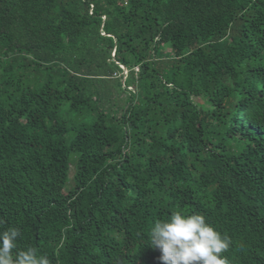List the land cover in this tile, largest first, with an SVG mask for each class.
Returning a JSON list of instances; mask_svg holds the SVG:
<instances>
[{
  "label": "trees",
  "instance_id": "16d2710c",
  "mask_svg": "<svg viewBox=\"0 0 264 264\" xmlns=\"http://www.w3.org/2000/svg\"><path fill=\"white\" fill-rule=\"evenodd\" d=\"M177 211L264 264V0H0V231L161 264Z\"/></svg>",
  "mask_w": 264,
  "mask_h": 264
},
{
  "label": "clouds",
  "instance_id": "9594fccd",
  "mask_svg": "<svg viewBox=\"0 0 264 264\" xmlns=\"http://www.w3.org/2000/svg\"><path fill=\"white\" fill-rule=\"evenodd\" d=\"M21 231L9 227L0 231V264H51L46 253L28 247L17 250ZM231 246V239L219 232L205 216L170 214L157 221L149 235V247L160 252L161 264H229L223 253Z\"/></svg>",
  "mask_w": 264,
  "mask_h": 264
},
{
  "label": "rangeland",
  "instance_id": "374dc122",
  "mask_svg": "<svg viewBox=\"0 0 264 264\" xmlns=\"http://www.w3.org/2000/svg\"><path fill=\"white\" fill-rule=\"evenodd\" d=\"M198 101L203 102V100H201V99H199ZM74 172H75V167H74V164H72L71 169H70V181L71 182L73 180ZM69 187H70V185L68 184L66 186V189L65 190L67 191L69 189Z\"/></svg>",
  "mask_w": 264,
  "mask_h": 264
},
{
  "label": "water",
  "instance_id": "95a60500",
  "mask_svg": "<svg viewBox=\"0 0 264 264\" xmlns=\"http://www.w3.org/2000/svg\"><path fill=\"white\" fill-rule=\"evenodd\" d=\"M123 67V69L125 70V73L127 74L128 73V70H127V68H125L124 66H122ZM125 81V80H124Z\"/></svg>",
  "mask_w": 264,
  "mask_h": 264
}]
</instances>
